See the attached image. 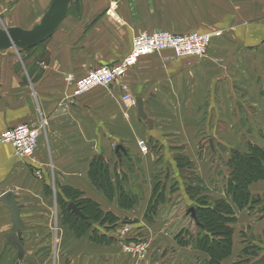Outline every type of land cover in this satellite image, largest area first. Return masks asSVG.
<instances>
[{"label": "crops", "instance_id": "obj_1", "mask_svg": "<svg viewBox=\"0 0 264 264\" xmlns=\"http://www.w3.org/2000/svg\"><path fill=\"white\" fill-rule=\"evenodd\" d=\"M52 2L0 0V34L36 29ZM156 31L212 37L204 58L176 59L170 51L146 55L110 88L74 96L66 75L79 79L115 64L129 53L135 36ZM123 94L133 98L132 105H125ZM137 100L150 128L137 115ZM18 124L38 129L37 149L20 159L11 145L0 143V197L14 196L25 255L37 264L209 261L205 252L163 234L158 221L164 203L154 223L147 220L157 154H168L176 178L175 157H185L206 186L205 195L232 207L231 251L220 264H264V176L248 186L250 198L258 202L250 199L243 209L225 193L231 152L248 154L251 144L264 153V0L72 1L41 43L30 48L1 44L0 131ZM205 151L211 159L201 157ZM212 155L222 157L224 176L210 172ZM95 160L107 169L108 196L90 175ZM65 190L79 194L75 202L90 201L119 222L129 218V234L138 229L140 239L128 234L121 241L120 223L107 231L89 222L77 235L64 219L60 200L72 202ZM126 197L134 201L129 209L120 206ZM12 228L10 212L0 201V264L18 263L7 240ZM136 242H146L144 256L124 249ZM253 247L256 254H243Z\"/></svg>", "mask_w": 264, "mask_h": 264}, {"label": "trees", "instance_id": "obj_2", "mask_svg": "<svg viewBox=\"0 0 264 264\" xmlns=\"http://www.w3.org/2000/svg\"><path fill=\"white\" fill-rule=\"evenodd\" d=\"M248 151V154L232 151L227 163L229 178L225 187V193L232 197L238 209L246 207L251 199L248 186L253 182L261 180L264 176L263 151L251 144L248 145ZM175 161L180 175L185 177V174L189 173V170L192 168V164L182 156H176ZM95 164V168L93 169L92 166V174H90L94 178V185L104 195L108 196L109 184L106 182L108 178L107 169L102 167L98 160H95ZM155 178L152 197L146 209V217L148 219L156 213L157 206L164 200L163 187H161V182L157 180L159 178L158 174H156ZM185 190L190 199L194 201V223L198 227L196 237L193 241L191 240L192 238L184 240L180 234L175 237V240L180 246L186 247L192 244L195 249L208 254L210 259L205 264H220L221 260L227 257L231 251L232 230L228 227V224L235 221L234 211L225 201L215 200L205 195L206 189L202 185L187 187ZM65 194L72 201L70 203L75 205L83 216V218L76 217L74 213L68 210L70 203L60 200L64 211L65 222L75 230L77 235L84 233L88 228L89 222L99 223L102 226L105 225L107 231L113 229L119 223L116 217L110 213L104 214L96 204L90 201L81 200L75 202L79 196L78 193L65 190ZM255 202H258V200L251 199V204ZM133 205L134 201L129 199V197H126L124 201L120 199V206L122 207L129 209ZM100 237L103 240L106 238L105 235H101ZM109 241H113L112 238H109ZM257 250L258 248L254 247L250 249L244 248L243 254H247L248 252L256 254ZM243 262L245 261L241 260L236 264H242Z\"/></svg>", "mask_w": 264, "mask_h": 264}, {"label": "built area", "instance_id": "obj_3", "mask_svg": "<svg viewBox=\"0 0 264 264\" xmlns=\"http://www.w3.org/2000/svg\"><path fill=\"white\" fill-rule=\"evenodd\" d=\"M211 37V34L174 35L163 31L135 36L131 41L129 53L117 63L94 69L79 79L68 74L64 80L69 87L73 88L74 96H82L96 88L108 89L119 82L137 64L139 58L146 55L170 51L176 59L204 58L210 47ZM120 88L123 90L122 86ZM121 99L126 106L133 104V98L128 94H123ZM38 138V129L28 124H18L0 131V143L11 145L15 156L20 159L32 157L37 149ZM118 234V238L123 240L129 234L128 224L122 223ZM124 249L138 256H144L146 251L145 244L142 242L128 245Z\"/></svg>", "mask_w": 264, "mask_h": 264}, {"label": "rangeland", "instance_id": "obj_4", "mask_svg": "<svg viewBox=\"0 0 264 264\" xmlns=\"http://www.w3.org/2000/svg\"><path fill=\"white\" fill-rule=\"evenodd\" d=\"M157 155H158V159L156 161L157 162L156 174H158L159 176L157 180L161 182V187H163V194H164V201H162V203L164 204L161 207H159L161 209L159 214L158 225L161 226L164 232L163 234H166L172 239L173 237H176L177 235L180 234L181 238H184V240H189L190 238H192L191 240L193 241L198 226L194 223V220H191L189 209H193L194 201L190 199L185 189L187 187H194L197 185L200 186L202 185L205 188L206 186L204 184H200V182L196 179V175L192 171V168L189 170V173L185 174V177H182L180 173H179L180 176L177 175V178L174 177L175 175L174 170L171 168V165L167 161V159L169 158L166 159V155L168 154H157ZM214 155H212L213 164L212 167L210 168V172L214 170L215 174L224 176L226 171L222 157L220 155H218L217 157ZM202 156L211 159V156L208 151L201 153V157ZM138 190L139 189L137 188V192ZM144 197H143L144 199L143 202H146V199ZM157 209L158 208H156V212ZM156 218L157 217L155 213L150 216V219L147 220L151 222L153 221L154 223V219L156 220ZM125 222H127L126 224H129L131 222L132 224L133 221H130L129 218H123L119 223L122 224ZM137 231L138 229L136 230L132 229L131 233L128 235L129 238L139 240L140 234H137ZM159 236L161 237V234H159ZM141 238H142L141 240H144L145 238V241H147L146 236L145 237L143 236ZM247 238H248L247 235H245L244 240ZM142 243H146V242H142ZM190 245L192 246V244H189V246ZM193 264H196V262H194Z\"/></svg>", "mask_w": 264, "mask_h": 264}, {"label": "water", "instance_id": "obj_5", "mask_svg": "<svg viewBox=\"0 0 264 264\" xmlns=\"http://www.w3.org/2000/svg\"><path fill=\"white\" fill-rule=\"evenodd\" d=\"M72 1L74 0H53L52 5L48 10L44 20L36 29L30 32L21 30L4 31L2 34H0V47L4 42H9L11 46L15 48H30L41 43L57 29L65 14L67 6ZM136 106L139 119L144 121L150 128L151 122L145 117L142 104L139 100L136 101ZM14 199V196L10 192H7L0 197V201L6 204L11 215V220L13 222L12 232L7 237L8 244L16 249V258L18 262L37 264L33 257L25 255L23 243L20 238L23 226L19 218V209L14 202ZM68 210L74 213L75 216L83 218L82 214L79 212L75 205L70 203L68 205ZM189 213L191 216V220H195L194 210L189 209Z\"/></svg>", "mask_w": 264, "mask_h": 264}]
</instances>
